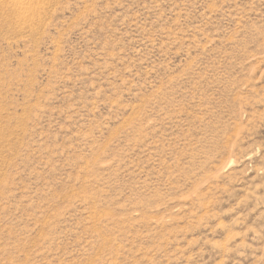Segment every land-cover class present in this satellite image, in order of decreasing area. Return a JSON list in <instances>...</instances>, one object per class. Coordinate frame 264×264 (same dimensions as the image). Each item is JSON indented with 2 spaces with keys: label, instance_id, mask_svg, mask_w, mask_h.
I'll return each instance as SVG.
<instances>
[{
  "label": "rangeland",
  "instance_id": "374dc122",
  "mask_svg": "<svg viewBox=\"0 0 264 264\" xmlns=\"http://www.w3.org/2000/svg\"><path fill=\"white\" fill-rule=\"evenodd\" d=\"M0 264H264V0H0Z\"/></svg>",
  "mask_w": 264,
  "mask_h": 264
}]
</instances>
